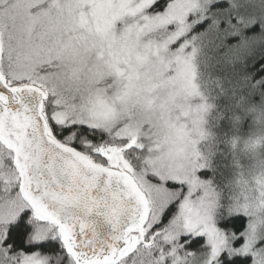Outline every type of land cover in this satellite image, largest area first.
Wrapping results in <instances>:
<instances>
[{
	"label": "snow or ice",
	"instance_id": "obj_1",
	"mask_svg": "<svg viewBox=\"0 0 264 264\" xmlns=\"http://www.w3.org/2000/svg\"><path fill=\"white\" fill-rule=\"evenodd\" d=\"M0 264H264V0H0Z\"/></svg>",
	"mask_w": 264,
	"mask_h": 264
}]
</instances>
